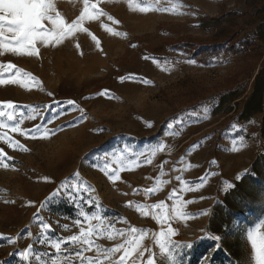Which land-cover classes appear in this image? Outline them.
I'll list each match as a JSON object with an SVG mask.
<instances>
[{
  "label": "rangeland",
  "instance_id": "374dc122",
  "mask_svg": "<svg viewBox=\"0 0 264 264\" xmlns=\"http://www.w3.org/2000/svg\"><path fill=\"white\" fill-rule=\"evenodd\" d=\"M54 2L69 24L85 7L83 0ZM93 3L101 14L92 15ZM147 5L153 10H138ZM89 11L80 24L87 31L77 30L59 44L38 42L37 56L0 55L4 78L18 80L0 85V110L13 114V120L5 115L0 122L14 125L31 114L35 118H24L21 129L43 125L53 130L45 138H33L0 128L27 149H14L0 140L5 154L0 164V264H25L20 253L30 246L55 255V249L38 242L40 221L50 225L47 235L52 239L79 236L82 228L101 224L85 220L82 212L100 216L101 227L111 225L104 235L90 237L94 247L85 256L96 257L95 246L124 244L129 230L136 228L147 230L143 246L151 249L137 264H144L150 254L155 264H168L155 242L161 226L150 207L161 201L169 215L174 204L191 214L171 221L177 230L174 243L192 245L179 248V264H255L249 237L257 243L264 238V216H238L220 235L211 233L208 223L214 206L256 158L264 156L263 114L248 120L239 117L261 66L225 49L203 65L174 48L196 51L222 43L198 28V18L230 11L244 14L239 28L231 31L251 38L264 18V0H89ZM8 63L14 68L9 70ZM105 90L108 94L102 95ZM7 102L15 107L9 109ZM66 184L84 199L77 202L58 193ZM174 189L178 198L170 199ZM254 204L257 208L259 200ZM37 213L39 220L34 219ZM114 230L125 235L116 232L108 239ZM80 247L63 245L61 251ZM122 253L123 249L114 254L112 261ZM71 259L78 264L77 257ZM29 261L37 264L34 257Z\"/></svg>",
  "mask_w": 264,
  "mask_h": 264
},
{
  "label": "snow or ice",
  "instance_id": "6c2138e0",
  "mask_svg": "<svg viewBox=\"0 0 264 264\" xmlns=\"http://www.w3.org/2000/svg\"><path fill=\"white\" fill-rule=\"evenodd\" d=\"M84 10L81 12L80 16L73 20L72 23H66L64 18L56 10L54 0H0V55H3L5 52L15 53L17 55H27V56H37L39 55V50L37 48V43H42L48 45L49 43L55 41L56 44L61 43L64 39L71 37L75 31H87L80 27V24L85 16L90 14L89 11V0H83ZM93 10L92 15L101 14L97 9L95 3L90 5ZM140 12H148L153 10L150 5L147 6H138ZM159 11H170L166 8L156 9ZM174 11V9L172 10ZM56 13L53 15V13ZM112 20V17H109ZM47 22V23H45ZM118 23V21H113ZM51 25L49 27L48 25ZM111 32V29H107ZM10 33L11 36L8 38L6 34ZM115 35H120V33H113ZM91 38L96 41L97 47H99L100 42L97 40L95 35H92ZM134 46V45H133ZM79 47V45H77ZM155 62V58H152ZM5 65H0V68H4ZM6 67L11 70L14 68V65L8 63ZM19 71L16 72V77H19ZM123 80V78H121ZM17 78L9 77L4 78L3 72H0V85L6 83H17ZM102 95H107V90L101 93ZM69 104H73V101H68ZM2 107V105H0ZM7 107L12 109L15 107L12 102H7ZM50 107V106H48ZM82 111V110H81ZM7 116L8 120H13L12 112H5L0 110V117ZM36 115H40L38 112ZM34 119L35 116L29 114L26 117H22L19 123L14 125L5 124L0 122V128H10L12 132H19L21 136H32L36 138L37 136L45 138L53 134V130L44 128L43 125H36L35 128L24 130L20 128V123L23 122V119ZM150 126V125H149ZM171 127V126H170ZM235 127V126H234ZM42 128H44L43 131ZM242 139V138H241ZM0 140H3L9 147L14 149L24 150L23 145L18 141L13 140L6 133L0 132ZM162 148L163 145H160ZM154 154V153H153ZM4 152L0 149V164H3ZM150 162V161H149ZM214 163V162H213ZM7 167V164L3 165ZM240 177L238 176L237 179ZM177 179H181L177 177ZM207 180V175L201 178V185ZM182 184L187 182L181 180ZM200 185H197L199 187ZM152 191V190H149ZM58 193H67V196L70 200H83L84 197L80 196L79 192L75 187H72L70 190L69 185H65L63 189H59ZM58 193H53L56 195ZM75 193V195H74ZM51 198V197H50ZM170 199L178 198V193L174 189L169 196ZM193 201H188L187 203H192ZM85 203L88 207H92V202L90 200H85ZM43 207V205H41ZM148 207V206H141ZM153 209L154 218L158 221L161 226V230L155 235L156 245L159 247L160 252L166 256L168 264H179L177 260V253L179 248L187 247L191 248V244L186 245H176L172 240V236L177 234V230L174 229L171 225V221L174 218L187 219L191 214L185 213L181 210L180 205L172 206V215H169L166 211V205L163 201L159 204L150 206ZM39 212V210H38ZM201 214H207L202 212ZM85 220L96 219L101 221L100 216H89L82 212ZM145 215H148L146 212ZM34 219L39 220L38 213L34 216ZM76 223H80L79 220ZM101 224L95 226H89L87 230L81 229L79 236H71L67 239L59 238L52 239L48 237V233L52 231L50 225L43 221H40L41 233L38 237V242L40 244L47 243L49 247L55 249V255L51 253H42L36 252L31 246L20 253L22 260L25 264H30L29 258L34 257L37 261V264H74V261L71 257L74 255L78 258V264H103V261H111V264H127L128 258L132 256L133 253L136 256L133 258L132 264H137V260H143L145 252L151 253V249L145 248L143 246V241L146 238L147 230H140L136 228H131L128 232L129 238L125 240L124 244H119L112 248H101L100 246H95L98 255L96 257L85 256L84 253L91 250L94 245L93 241L90 239L91 236L99 234L104 235L106 232L111 229V225H108L106 228L101 227ZM65 229L67 225L64 226ZM118 232L120 235H125L123 230H114L111 234H108V239H113L115 233ZM140 232L139 236L136 233ZM29 236L32 235L31 232L28 233ZM12 242V238H8ZM216 239H219L217 237ZM252 243V248L254 250V259L255 264H264V238H261L259 243L253 237H249ZM80 243L81 247L79 250L72 252L69 248H64L63 245H74ZM86 245V247H85ZM123 249L122 255H120L118 260L112 261L114 254L121 252ZM47 256L48 259H42V257ZM63 256V259H58V257ZM144 264H155L153 256L150 254L148 259L144 261Z\"/></svg>",
  "mask_w": 264,
  "mask_h": 264
},
{
  "label": "trees",
  "instance_id": "16d2710c",
  "mask_svg": "<svg viewBox=\"0 0 264 264\" xmlns=\"http://www.w3.org/2000/svg\"><path fill=\"white\" fill-rule=\"evenodd\" d=\"M245 5L251 7L249 4ZM243 15L230 11L218 17H199L198 28L213 33L217 38L222 39V43L196 51L183 50L180 45H176L174 50H182L184 54L190 55L197 63L203 65L209 64L220 49L234 53L244 61L252 60L255 66L260 65L257 74L253 76L252 93L246 100L239 117L248 120L252 115L262 113L264 131V18L257 22L251 38L242 39L239 38L240 30L232 32L231 29L239 28L238 21ZM257 200L260 204L255 208L254 202ZM244 214L264 216V156H258L246 175L225 193L221 203L214 206L208 230L220 235L238 216Z\"/></svg>",
  "mask_w": 264,
  "mask_h": 264
}]
</instances>
